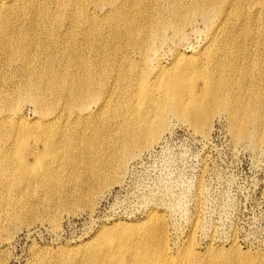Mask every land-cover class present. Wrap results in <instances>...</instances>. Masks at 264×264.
Wrapping results in <instances>:
<instances>
[{
    "label": "rangeland",
    "instance_id": "1",
    "mask_svg": "<svg viewBox=\"0 0 264 264\" xmlns=\"http://www.w3.org/2000/svg\"><path fill=\"white\" fill-rule=\"evenodd\" d=\"M109 1L0 0V126L56 116L46 177L6 171L13 158L35 162L4 155L15 127L0 130V264H116L161 249L170 264H264V40L249 58L226 45L207 58L225 32L204 14L224 0H180L181 17L172 0L118 11ZM181 18L190 26L175 34ZM187 66L206 69L207 85L177 79ZM168 78L177 99L146 119L148 88ZM76 81L82 111L54 96ZM187 88L201 95L189 105L196 125L173 109ZM232 101L246 107L245 135L229 121Z\"/></svg>",
    "mask_w": 264,
    "mask_h": 264
},
{
    "label": "bare ground",
    "instance_id": "2",
    "mask_svg": "<svg viewBox=\"0 0 264 264\" xmlns=\"http://www.w3.org/2000/svg\"><path fill=\"white\" fill-rule=\"evenodd\" d=\"M136 1L137 0L130 1V4H133L132 6H135L134 10L137 9ZM148 1L150 3H154L157 0ZM250 2L252 3L251 7H249L248 5ZM172 3V13L181 17L182 6L180 5V0H172ZM199 3L200 2L197 0L192 1L193 5H197ZM107 4L109 6L107 7L108 9H114L116 6H120L122 4L120 7L118 6L116 8V11H118L126 5V2H124L123 0H110ZM215 8V10L211 9L209 10V13H206L204 15L210 17L211 19L216 17L219 27H221L223 33L225 32V37L220 38L217 36H213L210 38V43H208L205 47V49L208 48L207 58H211V53H217V51L221 49L225 50V45L229 50H231L232 48H237V50L240 51L241 54H243L245 57L248 56V58L252 56L250 54L252 48H254L255 51L259 50L257 45L261 44L260 40H264V0H224V6L220 8H217L215 6ZM155 13L157 17L160 18L161 14L157 9ZM119 16L120 15L117 16L116 24H124V17ZM142 21H144V18H141V22ZM7 22L8 19H0V28L4 24H7ZM187 26H190V22H188V19L181 18L179 22L174 26L173 32L175 34H179L182 28ZM127 28L130 31L132 29L130 24L127 25ZM154 36L157 38V34H155ZM130 37L132 41V36ZM138 37L139 39L142 38L141 44L142 46H144V41L146 37L145 34L140 35V33H138ZM249 45L251 46L248 50ZM262 49L264 50V48ZM222 67L223 66H220L218 67V69L221 70ZM181 70V73L180 71L175 72L177 73L175 75L177 79L188 78L190 85L196 80H199L201 82V85L203 86L207 85L208 81L205 78L206 69L200 67L198 70L195 71L193 68H191V66H187ZM220 70H216L213 74H211V76H214L213 78H216L219 75ZM171 73L172 72L168 74ZM89 74L93 78L92 74ZM262 74L264 77V69L262 71ZM87 78L90 79L89 76H87ZM174 85L175 81L172 78H168L167 81H165L161 90H159L155 86L148 88L147 99H149L150 104H153V106L148 111V114H145L146 119L153 118V116L159 111V109L161 111H164L168 104H170L172 101L173 103L175 102L177 98L175 95H173ZM50 91L53 92L52 90ZM54 96L57 97V99L64 96L66 101L69 102V104H74L75 107H78L77 111L84 110L83 105L86 99L88 98L83 92V81L70 82L56 86L54 89ZM185 99L186 100L183 102V105L176 103L173 109L175 110L176 114H178L180 117L185 116V118L190 119L192 121L193 125H196L197 120L193 119V113L197 110V108L189 107V105L194 106L197 105L195 103L201 102V95L187 88ZM57 103V100L52 102L54 107ZM239 105L240 104L238 102H231L228 118L233 128L236 127L235 131L237 133L240 132L241 135H245L246 131L244 130V126L242 123L239 122H241L243 120V117L246 115V107L240 108L238 107ZM53 114H57L56 110H53L52 115ZM86 115L87 114L83 112L82 117L85 118ZM8 117V114L5 115V120H8ZM55 117L56 116L47 118L41 122L34 121L30 125V128L27 125L22 124L21 121L15 120L16 122H13L9 120L14 124L15 135H13V137L10 136L6 139H3L4 146L6 148V152L4 155H6L8 151H10L11 154L9 158H11L16 154V151H24L28 156L34 157L35 164L27 165L25 162H22L21 158H13L5 164L7 172H12L13 170H21L25 177L47 176L49 169L45 168L41 173H39L38 169L44 164L46 165V167H50L52 162L51 159L53 157V152L50 143H52L51 141L53 140V132L47 126L48 124L52 123L51 121ZM13 124L9 123L7 127H9L10 130H13ZM7 127L1 125L0 130L3 129L5 132L8 133ZM37 143L41 144L40 148H37ZM15 165L17 166L13 167ZM157 256V259L151 258L148 260L140 258L139 253H136L132 260H128L129 262H125L126 260L124 259L123 261H119L116 264H142L143 261L146 264H170L172 261L171 257L168 255V252L165 251V249H161L158 252ZM196 261L197 260L194 258L193 261L191 260L188 262H182V264H196Z\"/></svg>",
    "mask_w": 264,
    "mask_h": 264
}]
</instances>
